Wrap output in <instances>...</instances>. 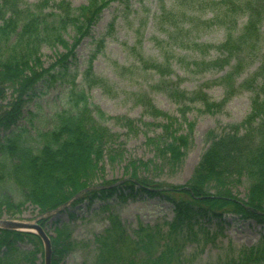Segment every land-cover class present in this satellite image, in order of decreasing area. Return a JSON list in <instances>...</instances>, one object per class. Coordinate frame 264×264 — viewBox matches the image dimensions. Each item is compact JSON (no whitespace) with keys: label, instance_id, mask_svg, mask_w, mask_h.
Instances as JSON below:
<instances>
[{"label":"trees","instance_id":"16d2710c","mask_svg":"<svg viewBox=\"0 0 264 264\" xmlns=\"http://www.w3.org/2000/svg\"><path fill=\"white\" fill-rule=\"evenodd\" d=\"M116 1L89 0L87 6L77 10L68 0L59 3L40 0L36 5L22 0H0V98L5 101L9 98L0 105V131L18 125L38 84L52 76L55 68H65L74 58L73 51L80 40L89 35L104 9ZM172 2L174 6L164 9L157 18V22L167 28V41H157L162 61L140 56L135 69L159 76L154 88L179 107L182 121L158 109L148 93L137 94L136 103L146 116L160 121L156 126L162 129V135L148 139V144L161 154V160L180 164L193 141L194 125L187 119L191 109L198 106L207 114H220L233 97L247 92L251 94L250 113L240 124L225 126L220 133L207 134L209 147L187 186L166 188L136 175L128 179L124 186L131 193L138 187L139 191L160 196L173 205V219L155 227L140 224L130 233L120 215L105 204L108 227L94 240V259L84 264H184L190 244L205 246L215 240L201 232L199 220L202 217L220 218L225 212H232L259 222L264 216V202H258L264 199V0H221L218 1L220 7L210 0ZM206 12L213 14V18L208 19L210 23L196 17ZM188 13H194L192 19ZM242 18L246 21L239 29ZM198 23L206 25L204 27L224 28L226 40L219 46L196 43L195 36L204 28ZM71 29L75 33L72 44L66 39ZM44 47H59L67 54L62 55L58 66L45 69L41 56ZM178 51L202 57L203 60L187 65L192 73L215 71L221 74L229 68L217 81L205 85L224 89L225 97L221 102L213 101L205 87L189 93L181 88V78L171 79L173 60L179 59ZM212 51L216 57L208 60ZM257 62L258 68L249 73ZM126 70L120 68L121 76L126 75ZM86 81L90 88H107V82L95 76L91 67ZM8 91L10 97L6 95ZM67 98L70 109L55 116L51 130L41 131L35 137L21 129L11 132L12 136L1 145L0 186L12 184L23 197L21 202L15 203L9 195L1 196L0 205L8 208L6 212L21 211L25 204L31 203L42 215L56 210L98 182L103 186L113 185L105 180L102 168L104 156L119 155L122 149L117 145L120 137L104 124L112 118L93 106L84 91L72 88ZM123 122L125 128L134 130L133 120ZM185 124L188 129L179 134L178 129ZM242 178L249 181L252 200L239 201L234 192L227 189L235 182L240 183ZM215 180H219L218 186L212 185ZM224 180L229 182L227 187L220 186V181ZM117 191L115 188L87 192L75 204L85 201L92 204L95 200L106 203ZM118 192L121 193L119 200L126 201L124 191L119 189ZM24 242L33 244L34 249H22L19 243ZM52 245L60 246L53 251L58 258L78 247L68 225L57 230ZM41 252L38 236L0 230V264H37ZM216 264H264V240L252 248H231Z\"/></svg>","mask_w":264,"mask_h":264},{"label":"rangeland","instance_id":"374dc122","mask_svg":"<svg viewBox=\"0 0 264 264\" xmlns=\"http://www.w3.org/2000/svg\"><path fill=\"white\" fill-rule=\"evenodd\" d=\"M22 1L29 5H36L40 0ZM54 1L59 3L61 0ZM68 1L72 8L77 10L89 4V0ZM172 1L117 0L111 3L104 9L89 35L80 40L73 51L74 58L66 63L65 68H55L52 76H48L38 84L18 125L10 130L0 131L1 147L7 138L12 136L11 132L25 129L31 136L36 137L41 131L51 130L55 116L70 109L67 97L70 89L75 88L77 91H84L93 106L112 118L104 124L113 134L120 137L117 144L122 147L120 154L109 155L112 158L104 156L102 168L105 180L113 185L121 184L117 186V189L124 191L128 198L126 201L119 200L121 193L117 191V194L106 203L95 200L92 204L89 201L73 204L69 209L45 220L42 228L51 240V244L57 238V230L67 225L73 240L78 244L76 250L63 258H58L57 254L53 253L55 249H60V246L54 248L52 245V264H84L94 259V240L108 227L109 214L103 209L105 204L109 205L111 211L120 215L130 233L140 224L155 227L165 221H171L174 217L173 205L160 196H149L139 191L138 187L131 193L130 190L125 189L124 183L136 175L166 188L187 186L193 180L202 156L209 147L207 134L210 131L220 133L225 126L240 124L250 113L251 94L247 92H241L233 97L220 114H207L198 109V106L191 109L187 119L194 125L193 141L180 164L173 165L161 160V154L156 152L154 146L148 144V139L162 135V129L156 126L160 121L146 116L144 109L136 103L137 94L148 93L158 109L178 118L179 122L182 121L179 107L164 93L154 88L159 82V76L135 69L139 66L137 59L140 56L157 60V62L162 61L157 41H167V28L159 24L157 18L164 9L169 10L174 6ZM210 1H214V4L220 7L218 1L221 0ZM193 14L188 13L189 19H192ZM196 17H200L203 22L207 23L208 19L213 18V14L199 13ZM214 20L218 23L217 19ZM245 21V18L239 20V29L243 27ZM198 25L201 26L200 28L206 26L203 23H198ZM74 37L73 30H69L66 39L70 44L74 42ZM224 40H226V32L220 26L204 27L195 36V42L203 46H219ZM66 52L65 49L59 47H44L41 51L42 65L45 69L58 66L62 55L67 54ZM176 53L179 59L173 60L174 75L171 79L176 81L177 78H181V88L189 93L205 87L204 90L213 101L221 102L225 97L224 89L217 85L212 87L205 85L217 81L229 71V68L221 74L215 71L203 74L192 73L187 65L194 60H201L202 57L193 52L178 51ZM215 57L216 53L212 51L208 60ZM258 66L259 63H255L249 73L254 72ZM90 67L95 76L107 82L106 90L99 87H88L86 73ZM120 68L127 69L125 76H121ZM244 77L245 75L239 78L238 84L243 81ZM6 95L10 97L11 92L8 91ZM7 100L0 98V105L7 103ZM124 119H131L135 122L134 130L130 131L123 126ZM187 129L188 124L182 125L178 129L179 134ZM217 181L219 180H215L212 185L218 186ZM228 184L226 180L220 181V186L227 187ZM234 184L232 187L228 186L227 189L232 190L239 201L252 200V192L250 193V184L247 179L242 178L240 183L235 182ZM99 185L102 183L98 182L91 187ZM3 195H9L15 203L23 200L16 187L9 183L0 186V197ZM261 201L264 202V199L258 202L261 203ZM6 211L8 208L0 205L1 220L33 223L41 216L39 209L31 203L25 204L21 211ZM199 226L202 233H207L215 240L205 246L197 243L190 244L186 248L184 264H216L220 258L230 253L231 248L234 250L252 248L264 240V216L259 218L258 222L256 219L246 218L243 214L225 212L220 218L202 217L199 220ZM40 242L42 252L37 264H45V249L41 240ZM19 244L24 250L34 249V245L30 242Z\"/></svg>","mask_w":264,"mask_h":264},{"label":"water","instance_id":"95a60500","mask_svg":"<svg viewBox=\"0 0 264 264\" xmlns=\"http://www.w3.org/2000/svg\"><path fill=\"white\" fill-rule=\"evenodd\" d=\"M118 185V184H117ZM117 185L111 186V187H103V186H96L88 188L81 193H79L77 196H75L70 202L64 204L54 212L47 213L45 215H42L33 223L28 222H20V221H13V220H1L0 221V229L4 230H11V231H17V232H27V233H35L37 234L40 239L43 242L44 249H45V264H52V245L49 237L46 235L45 231L40 225V222L42 220L50 219L51 217L61 213L62 211L68 209L74 202L78 201L83 194L91 191H102V190H108L116 187Z\"/></svg>","mask_w":264,"mask_h":264},{"label":"bare ground","instance_id":"6f19581e","mask_svg":"<svg viewBox=\"0 0 264 264\" xmlns=\"http://www.w3.org/2000/svg\"><path fill=\"white\" fill-rule=\"evenodd\" d=\"M1 221V218H0ZM21 222H26V221H21ZM1 231H9V232H17V231H11V230H4V229H0ZM18 233H22V232H18Z\"/></svg>","mask_w":264,"mask_h":264}]
</instances>
